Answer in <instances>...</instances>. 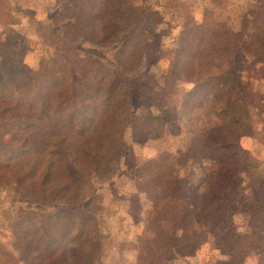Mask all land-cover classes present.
<instances>
[{
	"label": "trees",
	"instance_id": "trees-1",
	"mask_svg": "<svg viewBox=\"0 0 264 264\" xmlns=\"http://www.w3.org/2000/svg\"><path fill=\"white\" fill-rule=\"evenodd\" d=\"M58 1L67 16L63 32L57 34L63 60L25 72L13 41L0 31V190L13 186L9 190L15 198L56 201L54 211L42 214L40 223L33 211H23L12 225L17 260L99 264L103 242L93 233L99 232L100 224L89 209L94 198L85 188L115 170L125 153L128 128L136 137L160 132L152 126L159 120L154 109L170 112L173 90L161 85V79L165 85L170 81L166 77L147 72L137 80V89L127 77L144 64L149 66L151 59L158 56V64L162 58L163 43L156 45L160 13L152 12L147 1L141 5L125 0ZM251 4L240 15V30L213 15L181 33L176 83L189 86L186 94L191 98L212 94L215 102L216 118L195 132L190 145L195 155L190 158L216 165L206 169L197 162L204 178L192 187L179 183L165 152L134 169L156 208L154 236L142 245V250L148 249L149 264L172 260L176 246L204 244L209 232L230 216V200L237 193L233 181L242 173L241 141L260 132L254 117L264 125V88H254V80L264 83V0ZM13 19L10 9L0 8V24H12ZM77 43L105 49L110 57L85 52ZM75 98L81 110L75 107ZM138 100V110L145 109L146 115L143 121L137 116L132 122L131 108ZM251 178L245 191L251 190L261 201L244 207L250 225L245 231L236 230L234 223L226 226L234 264L247 263L251 255L264 264V169ZM74 203H82L83 212L67 205ZM27 221L33 229H24Z\"/></svg>",
	"mask_w": 264,
	"mask_h": 264
},
{
	"label": "rangeland",
	"instance_id": "rangeland-1",
	"mask_svg": "<svg viewBox=\"0 0 264 264\" xmlns=\"http://www.w3.org/2000/svg\"><path fill=\"white\" fill-rule=\"evenodd\" d=\"M134 5L146 2L152 12L160 13L156 17L160 29L157 44L163 43L161 59L158 56L151 59L150 65L144 64L139 71L129 74L128 80L133 88L137 89V80L148 72L150 75L168 78V84L161 85L167 90L172 88L171 111L161 113L154 109L159 119L152 123L153 127L160 128V132H148L134 136L132 128L124 134V156L119 159L115 170L105 179L92 182L85 188L86 195L93 196L89 209L93 217L100 224L99 232L93 235L102 237L104 258L99 264H149L148 249L142 250L143 243H148L155 231L152 216L155 206L147 195V189L134 177V169L149 157L165 152L168 161L173 164V170L179 176V183L186 186H198L204 175L197 162L206 169L216 165L215 161L202 158H190L195 152L190 148L194 134L200 131L216 116L213 113L215 102L212 94H199L195 98L187 96L186 90L190 87L176 82L178 66L176 64L179 44L185 27L194 28L193 24L206 22L214 15L219 22L225 23L235 30L242 29L240 15L245 14L255 0H125ZM149 2V3H148ZM250 5H249V4ZM0 8L10 9L14 19L12 24H0V31L13 41L17 57L25 72L37 70L42 63L52 64L62 58L61 47L57 34L62 33L63 3L58 0H0ZM57 30V33L55 32ZM193 31V30H192ZM85 52L104 54L110 57L107 50L92 47L88 43L79 44ZM160 46H162L160 44ZM157 64V65H156ZM184 68L181 69V71ZM177 72V75L174 73ZM262 83V84H260ZM264 83L254 80V88ZM74 105L81 110L78 99H73ZM189 101L188 106L186 105ZM141 100L131 108L132 122L135 118L143 121L145 109L138 110ZM155 104V103H154ZM188 108V109H186ZM148 114V113H147ZM254 127L260 131L254 137H247L241 141L243 157L240 166L242 173L233 181L237 191L232 194L230 216L221 221L219 228L210 231L208 240L202 245L191 246L188 243L176 246L172 260L165 264H234L229 254V240L231 235L226 226L235 224L236 230L245 231L250 225V217L244 211L246 205L261 201L251 190L245 189L251 184V176L258 175L264 169V125L259 117H254ZM30 155L28 158H32ZM219 158V157H215ZM206 162V163H205ZM218 162V159L216 163ZM261 181L260 178H257ZM206 186L202 185L204 188ZM10 186L0 190V264H24L17 260L19 254L15 244H18L12 225L21 217V213L33 211L37 222H41V215L54 211L55 200L31 201L15 198L10 195ZM202 189V188H201ZM205 191V189H202ZM21 192V191H19ZM251 192V193H250ZM244 197H240V194ZM264 202V201H263ZM78 211L82 203L67 204ZM252 206V207H253ZM83 212V211H82ZM237 214V215H236ZM36 222V223H37ZM91 229L93 225L90 222ZM24 229H33V226L24 223ZM41 226V224H40ZM169 227V225L167 226ZM90 230V227H89ZM120 252V253H118ZM144 252V253H143ZM145 256L140 262L139 255ZM259 259V257H258ZM258 260L251 255L244 264H258Z\"/></svg>",
	"mask_w": 264,
	"mask_h": 264
},
{
	"label": "crops",
	"instance_id": "crops-1",
	"mask_svg": "<svg viewBox=\"0 0 264 264\" xmlns=\"http://www.w3.org/2000/svg\"><path fill=\"white\" fill-rule=\"evenodd\" d=\"M154 157V156H153ZM150 158V157H149Z\"/></svg>",
	"mask_w": 264,
	"mask_h": 264
}]
</instances>
